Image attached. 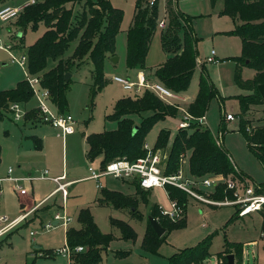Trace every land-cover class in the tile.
Listing matches in <instances>:
<instances>
[{
  "label": "rangeland",
  "instance_id": "374dc122",
  "mask_svg": "<svg viewBox=\"0 0 264 264\" xmlns=\"http://www.w3.org/2000/svg\"><path fill=\"white\" fill-rule=\"evenodd\" d=\"M23 1L7 0L0 5V8L4 5L17 6ZM110 1L114 7L121 9L124 13L121 29L116 37L114 57H117L118 60L112 61L110 55L105 58L104 72L107 84L97 94L94 101L91 100V85L94 81V67L91 60L86 58L80 67L75 66L71 69L72 82L67 91L68 107L65 113H70L76 119V132L63 139L57 135L58 130L48 123L35 127L36 124H32L31 120L27 119V114L25 120L12 118L9 113L3 119L0 118V144L3 149L0 176H6L8 167L12 166L14 168L12 175L14 176H37L47 170L50 177L63 174L66 181L79 179L67 187L68 196L65 200L61 192L56 196L62 204V208L54 204V198L47 200L39 205L38 210H34L29 218L14 229L11 234L0 240V264H69L67 256L54 253L55 249L66 245L67 227L63 226L62 221L53 224L50 228L46 227V224L53 223L55 221L54 215L60 212L71 217L69 226L77 228L80 225L77 217L82 208L91 210L95 222L103 233H113L116 237L110 242L109 247L102 252L103 261L101 264H169V257L173 254L186 247L196 246L211 235L210 255L201 264H225L224 255L235 249V243H239L240 246L238 247L243 249L242 259L240 254L236 255L235 264H264L262 212H254L240 217L237 214V206H210L203 201L194 199L180 189L187 197V210L183 214V217L186 215L187 225L169 233L159 251L150 253L144 251L141 244L147 227V218L153 204L157 203L165 210L171 209V200L165 188L156 187L152 190H146L149 196L141 199L139 203V210L143 215L142 220L132 218L127 210L117 209L112 204H99L98 198L101 195V189L97 188L94 180L85 179V177L89 175V165L98 168L102 160L100 157L93 161L87 159L88 145L85 136L116 127L114 121L106 119L108 114L114 112L116 101L126 96L142 94L144 91L140 90L137 93L135 90L137 86L128 89L115 80L116 76H120L129 78L134 82L137 81L138 70L129 68L126 58L127 30L131 25L137 0ZM165 1H159L160 18L166 16ZM176 2L175 4L182 11L193 16V29L198 39L199 64L187 95L189 99L197 97L199 78L204 66L205 74L218 89L221 96V98L214 97L209 102L206 112V127L211 130L213 135L215 134V138L220 137V143L227 149L233 165L237 166L238 172L243 174L248 182L264 184V165L250 149L246 138L239 131L241 112L239 96L246 94V91L240 88L235 81L238 64L233 58L242 54V41L237 34L231 32L235 29L231 18L221 14L224 0H177ZM72 5L69 4L68 6ZM73 7L75 13L80 14L83 11L81 4H75ZM16 18L7 22L0 21V33L6 44L15 43L13 52L19 57L44 33L46 27L40 23L37 29L28 28L22 36H18ZM167 21L169 23L168 19ZM161 33L162 29L158 28L146 57L148 68L145 72L151 76V83L159 82L155 74L156 66L165 61L166 53L162 47ZM73 48L74 44L67 51L66 56L72 53ZM212 49L216 51L220 60L217 63L206 61ZM54 64L55 62L50 61L48 68ZM240 67L243 80H251L255 77L257 71L254 68L248 65H240ZM27 72L29 73L27 67H22L17 62H13L9 52L0 49V89L14 88L19 81L26 79ZM175 100L177 102L182 101ZM163 101L168 103L166 100ZM39 103L37 95H33L22 106L25 109L37 108ZM177 106H184L186 109L188 107L184 104ZM178 112V116L167 117L155 123L145 139V143L154 149L160 130L167 129L170 131L168 141L163 146L154 149L161 156L165 171L174 138L172 135L179 130L178 123L182 117L180 109ZM226 113H234L236 120H227ZM150 114L151 112H144L142 115H132V118L135 123L139 124L142 117ZM245 116L251 120L248 127L263 125L264 103L252 105ZM222 119H224V129L220 128ZM33 134L41 135L42 138L48 137L47 146L46 143L44 144L45 149L47 147L46 151H37L34 148L29 150V143L32 145V141L26 139H28L27 136ZM21 145L25 157L17 159L16 155ZM190 155L188 153L189 157ZM180 157L179 166L182 162L184 169L187 170L186 165H184L185 162ZM188 164L186 167L190 170ZM213 174L209 172L205 176ZM101 181L104 187L123 194H130L136 189L132 183L111 176L104 177ZM21 184L22 187L29 189L28 194L20 195L19 189L13 181L2 180L0 182V216H7L9 219L16 218L23 213L21 204L24 203L22 200L32 205L34 196L43 197L57 186L51 179H34L31 182H21ZM220 184L224 185L221 182L214 189H206L201 185H196L195 189L210 200L214 199L220 202L231 196L227 192L226 186H220ZM221 191L223 192L222 197L219 196ZM50 204L52 208L47 209ZM33 206L27 208L31 209ZM111 217L129 222L137 232V238L135 240L121 238L120 230L111 224ZM232 217L235 218L232 220ZM31 218L33 219L28 221ZM32 232L34 233L32 234ZM118 251H127L128 254L119 256L116 254ZM218 253H223V255L220 257Z\"/></svg>",
  "mask_w": 264,
  "mask_h": 264
},
{
  "label": "trees",
  "instance_id": "16d2710c",
  "mask_svg": "<svg viewBox=\"0 0 264 264\" xmlns=\"http://www.w3.org/2000/svg\"><path fill=\"white\" fill-rule=\"evenodd\" d=\"M159 1L153 4L149 0L136 1L131 25L127 30L126 58L129 68L141 71L147 68L146 57L161 19ZM69 4H81L83 11L80 14L75 13L73 5L69 7ZM166 14L169 23L162 30L161 42L167 58L156 67L155 74L158 81L166 87L182 93L188 90L198 67V39L193 29V16L179 10L175 0H166ZM221 14L228 15L238 22L231 31L242 41V54L233 58L238 64L235 81L240 88L252 91L239 96L241 110L239 131L264 165V124L248 127L251 120L245 116L252 105L264 103V97L258 90V85L264 83V0H224ZM123 17V11L114 7L110 0H37L16 18L18 36H22L28 28L37 29L40 23L46 27L44 33L27 48V68L30 74L39 76L43 88L49 89L51 100L59 111L65 112L68 107L67 91L72 79L67 81L66 73L71 72L75 66L80 67L86 58L91 60L94 67L91 100L94 101L97 94L105 88L107 79L104 60L108 55H115L116 37L121 29ZM72 44H74L73 51L66 56ZM50 61L55 64L48 68ZM240 65L254 68L257 71L255 77L251 80H243ZM204 70L203 66L199 78V93L187 107V110L197 117L206 115L212 98H221L218 89ZM143 90L142 94L126 96L116 101L114 112L106 116L107 120L116 122L114 129L85 136L88 160L93 161L101 157V164L104 165L118 158L135 160L145 155V139L153 125L167 116H176L179 113L176 106L165 103L153 91ZM32 97L33 92L26 79L19 81L14 88L0 89V118L3 119L9 112L11 103H27ZM144 112L151 114L146 117L141 116L140 123H135L132 115H142ZM27 119H30L32 124H40L38 109L29 110ZM135 127L138 129L134 133ZM220 128L224 129V119L221 120ZM169 137L170 131L161 129L154 149L163 146ZM33 139L35 148L41 149L42 145L34 137ZM187 151L191 152L189 167L193 174L204 176L209 172L223 175L237 173L227 149L223 144L217 143L215 136L206 126L192 125L188 129L177 131L170 148L165 171L167 174L175 173L179 169V157ZM1 152L0 145V161ZM133 185L136 188L133 194L102 188L98 198L99 204H112L117 209L127 210L132 218L142 220L139 203L148 193L137 181H134ZM167 188L169 197L177 200L186 211V194L170 185ZM56 196L54 195L53 202L62 208ZM219 196H223L222 191ZM51 206L50 204L47 209H51ZM21 207L24 209L26 205L21 204ZM262 214L264 236V212ZM150 215L158 219L166 228V233L159 237L147 218L141 247L146 252L157 253L169 233L186 227L187 219L185 215L178 221H172L161 213L157 203L151 207ZM234 218L232 217V220ZM77 220L80 223L79 227L69 226L66 230V244L71 249L77 246H84L85 249L81 252H73V264H101L102 252L116 237L113 233H103L100 230L89 208L80 209ZM110 221L113 227L120 230L121 238L126 240L137 238V232L129 222L112 217ZM211 237L212 235L196 246L186 247L173 254L169 257V264H201L210 255ZM234 246L235 249L230 250V253L235 256L240 254L242 259V247H238L239 243H235ZM116 254L124 256L128 252L118 251ZM228 254L224 255L225 264H228ZM218 255L221 257L223 253Z\"/></svg>",
  "mask_w": 264,
  "mask_h": 264
},
{
  "label": "built area",
  "instance_id": "2783aa9c",
  "mask_svg": "<svg viewBox=\"0 0 264 264\" xmlns=\"http://www.w3.org/2000/svg\"><path fill=\"white\" fill-rule=\"evenodd\" d=\"M151 4L155 3L157 0H149ZM37 0H24L21 4L17 6L4 5L0 8V21L7 22L11 19H15L20 15V13L28 6L35 4ZM167 14L165 17L161 18L158 26L161 29H164L168 25ZM14 43L4 42L0 33V49H5L9 52L11 56V60L13 62H17L22 67H27L28 64V55L27 52L23 53L19 57L13 52ZM207 62H215V50H212L210 55L206 58ZM26 80L28 81L33 95H37L39 99L38 109V117L39 123L44 124L48 123L51 126L57 128L60 131V135L65 138L70 134H74L76 132V119L70 113H65L59 111L54 103L51 100V93L48 88H43L40 84V78L38 75H32L27 72ZM115 80L124 85L125 88H133L137 86L136 92L138 93L140 90L149 89L153 91L160 99L166 100L168 104L174 105L181 110L183 116L178 123L179 129H188L192 127V125H201L207 126L206 116H194L192 115L186 108H183L175 99L184 100L179 93L174 92L170 88L166 87L163 83H150L145 76L141 73L138 74V82H131L126 78H122L120 76H116ZM173 100V101H171ZM23 102H13L9 106V114L12 118L17 120L23 119L25 120V115L29 109L23 108ZM7 113V114H8ZM227 120H236V116L234 113H226ZM31 122V121H30ZM217 143L220 145V137H216ZM144 148L146 149V154L138 157L135 160L127 159V158H118L112 161L107 162L104 165H100V167L95 168L92 165H89V175L85 177V179H91L96 182V186L99 189L104 188L103 183L101 181L104 177H114L122 180H126L129 182L137 181L140 187L144 190H152L156 187H163L166 189V192L169 196L168 186H175L183 191H185L188 195L193 197L196 200L203 201L204 203L209 204L210 206H218V205H234L237 206V214L240 217L245 215L254 213V212H264V184L260 182L250 183L244 177L243 174L238 172V168L234 165L236 170V175L229 174H213L207 176H200L191 173V171L186 167L187 163H189L190 151L183 152L180 156V159L185 162L184 165L187 170L184 169L182 162L179 166V169L175 173L167 174L164 170V165L162 162V158L157 151L153 148L149 147L147 143L144 144ZM189 165V164H188ZM14 172L13 167L8 168V177L1 178L2 180H10L16 183L19 194L26 195L29 192L28 188L22 187L21 182L24 181H33L34 179H51L54 181L57 186L53 193L46 197L39 203H36L31 209L25 207L22 209L23 213L18 215L14 219H9L7 216H0V240L16 229L22 222L26 221L30 214L38 208L39 205L46 202L50 197L55 195L58 192L62 193L63 199L68 196L67 187L70 185L69 181H66L65 175L50 177L48 176V171L45 170L41 172L40 175L37 176H14L12 173ZM232 175V176H230ZM223 182L226 186L227 192L231 194L230 197H227L224 201H216L214 199H209L205 195L199 193L196 189V185H201L206 189H214L219 183ZM1 193V191H0ZM170 198V197H169ZM171 200V209L165 210L161 208L159 205V209L161 213L167 217H169L172 221L180 220L184 214V208L180 205V203L170 198ZM27 208V209H26ZM54 220H57L58 223H61L63 226L68 227L69 221L71 220L70 216L66 214H61L57 212L54 215ZM53 223H47L46 227H52ZM34 232H32L33 234ZM263 235V234H262ZM84 246H77L74 249H71L67 244L63 247H59L54 250L55 254H62L67 256L69 259V264H73L72 254L73 252H81L84 251Z\"/></svg>",
  "mask_w": 264,
  "mask_h": 264
},
{
  "label": "crops",
  "instance_id": "0c3cea01",
  "mask_svg": "<svg viewBox=\"0 0 264 264\" xmlns=\"http://www.w3.org/2000/svg\"><path fill=\"white\" fill-rule=\"evenodd\" d=\"M7 0H0V5H2V4H4L5 2H6ZM177 0H175V3H177L176 2ZM177 5V4H176ZM177 7H178V5H177ZM223 7H224V3H223ZM165 9H166V1H165ZM178 9L179 10H181L179 7H178ZM223 9V8H222ZM182 11V10H181ZM165 12H166V10H165ZM183 12H185V11H183ZM186 13V12H185ZM187 14H189V13H187ZM228 17H230V16H228ZM231 18V20H232V22H233V24H234V28L236 27V25L238 24V22H236L232 17H230ZM163 30V29H162ZM212 50H214V49H212ZM211 50V51H212ZM211 53V52H210ZM210 53H209V55H210ZM208 55V56H209ZM110 57H114V55H110ZM166 58H167V54H165V60H166ZM215 58H216V61L215 62H210V63H217L218 61H220L219 59H218V57H217V53H216V51H215ZM198 64H199V61H198ZM158 66V65H157ZM156 66V67H157ZM238 67V66H237ZM148 68V67H147ZM146 68V69H147ZM132 69H136V68H132ZM146 69L145 70H139V69H136V70H138V74H143L144 76H145V78L151 83V76L150 75H147L146 74ZM240 69H241V67H240ZM138 74H137V81L136 82H138ZM195 74V73H194ZM193 77H194V75H193ZM129 81H131L129 78H127ZM193 79V78H192ZM131 82H134V81H131ZM135 82V83H136ZM133 88H135V86L133 87ZM136 90V89H135ZM142 90H143V88H142ZM188 91V90H187ZM187 91H185V92H182V93H179V95L184 99V100H182V101H179L180 102V104H184L185 106H188L190 103H192L193 101H194V98H192V99H189V96L187 95ZM245 91H246V94H249V93H252V91L251 90H246L245 89ZM178 102V103H179ZM183 108H185L184 106H182ZM31 109H33V108H31ZM31 109H29V110H31ZM181 113V112H180ZM180 115V114H179ZM177 116H178V114H177ZM182 116H183V113H182ZM206 116V115H205ZM167 117H171V116H167ZM166 117V118H167ZM182 118V117H181ZM180 118V119H181ZM206 120H207V117H206ZM115 122V121H114ZM26 123V122H25ZM116 123V122H115ZM39 125H41V124H38V125H35V127H38ZM55 128V127H54ZM115 128V127H114ZM113 128V129H114ZM57 129V128H56ZM58 130V129H57ZM176 133H174L172 136L174 137V135H175ZM57 135L58 136H60V137H62L63 138V136H61L60 135V131L58 130V132H57ZM215 135V134H214ZM41 135H36V134H33V135H30V136H27V138L28 139H26L27 141L28 140H31L32 141V145L29 143V150H31V148H34L35 150H37V151H41V150H44V151H46L47 150V147H46V149H45V147H44V144L46 143V146H47V143L49 142L48 141V137H43L44 138V140H43V138L42 137H40ZM33 137L35 138V139H37L38 140V143H40L41 145H42V148L41 149H37V148H35V144H34V139H33ZM172 137V138H173ZM66 138V137H65ZM65 138H63V139H65ZM1 145V144H0ZM2 148V147H1ZM23 149V147H22V145L20 146V149L18 148V152H17V155H16V158L17 159H22V158H24L25 156H23V153H22V150ZM2 151H3V149H2ZM29 152H31V151H29ZM87 152V151H86ZM2 153L3 152H1V156H2ZM101 158V157H100ZM2 159V158H1ZM102 159V158H101ZM1 162V161H0ZM9 167H12V166H9ZM8 167V168H9ZM4 175H5V173H4ZM63 175V174H62ZM62 175H60V176H62ZM1 178L3 177V178H5V177H8V169H7V174H6V176H0ZM76 180H79V179H73V180H67V181H69L70 183H72V182H75ZM128 183H132L133 184V182H129V181H127ZM70 186V185H69ZM56 188V187H55ZM55 188L52 190V191H50L48 194H46L45 196H43V197H37V196H34L33 197V200H32V205L30 204H28V202H26V201H24V200H22V202L26 205V207H31V206H33L35 203H39V202H41L42 200H44L46 197H48V196H50L52 193H53V191L55 190ZM135 192V191H134ZM134 192H132V193H130V194H133ZM59 194V192L58 193H56L55 195H58ZM23 196V195H22ZM54 197V195L52 196V197H50L49 199H51V198H53ZM48 199V200H49ZM60 203V202H59ZM61 204V203H60ZM62 205V204H61ZM80 226V225H79ZM78 226V227H79ZM68 228V227H67ZM164 244V243H163ZM162 244V245H163ZM161 245V246H162Z\"/></svg>",
  "mask_w": 264,
  "mask_h": 264
},
{
  "label": "water",
  "instance_id": "95a60500",
  "mask_svg": "<svg viewBox=\"0 0 264 264\" xmlns=\"http://www.w3.org/2000/svg\"><path fill=\"white\" fill-rule=\"evenodd\" d=\"M118 60L117 57H113L112 61L116 62ZM71 73L67 72L65 77L66 80L69 81L71 79ZM258 90L261 94L262 97H264V83H260L258 85ZM138 127L134 128V133L137 131ZM148 219L150 220L151 225L153 226L154 231L156 232V234L161 237L166 233V228L163 227L160 222L158 221V219L156 217H154L153 215H149ZM58 221L55 220L54 224H57ZM228 264H235V255L233 253L228 254Z\"/></svg>",
  "mask_w": 264,
  "mask_h": 264
}]
</instances>
